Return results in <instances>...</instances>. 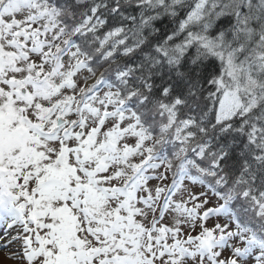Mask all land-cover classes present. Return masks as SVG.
Masks as SVG:
<instances>
[{"label": "snow or ice", "instance_id": "snow-or-ice-1", "mask_svg": "<svg viewBox=\"0 0 264 264\" xmlns=\"http://www.w3.org/2000/svg\"><path fill=\"white\" fill-rule=\"evenodd\" d=\"M0 250L264 264V0H0Z\"/></svg>", "mask_w": 264, "mask_h": 264}, {"label": "rangeland", "instance_id": "rangeland-1", "mask_svg": "<svg viewBox=\"0 0 264 264\" xmlns=\"http://www.w3.org/2000/svg\"><path fill=\"white\" fill-rule=\"evenodd\" d=\"M7 251L0 250V264H15L14 261L7 259Z\"/></svg>", "mask_w": 264, "mask_h": 264}]
</instances>
